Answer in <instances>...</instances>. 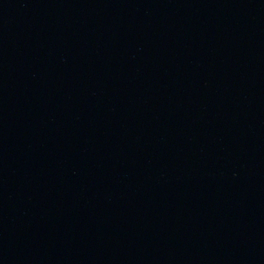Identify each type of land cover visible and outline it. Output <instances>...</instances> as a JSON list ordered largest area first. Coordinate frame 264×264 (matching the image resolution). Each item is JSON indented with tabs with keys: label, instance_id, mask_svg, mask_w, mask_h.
Wrapping results in <instances>:
<instances>
[{
	"label": "water",
	"instance_id": "95a60500",
	"mask_svg": "<svg viewBox=\"0 0 264 264\" xmlns=\"http://www.w3.org/2000/svg\"><path fill=\"white\" fill-rule=\"evenodd\" d=\"M0 264H264V0H0Z\"/></svg>",
	"mask_w": 264,
	"mask_h": 264
}]
</instances>
